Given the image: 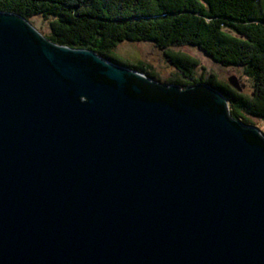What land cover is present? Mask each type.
<instances>
[{
    "label": "water",
    "instance_id": "water-1",
    "mask_svg": "<svg viewBox=\"0 0 264 264\" xmlns=\"http://www.w3.org/2000/svg\"><path fill=\"white\" fill-rule=\"evenodd\" d=\"M0 264H264V134L0 13Z\"/></svg>",
    "mask_w": 264,
    "mask_h": 264
},
{
    "label": "trees",
    "instance_id": "trees-1",
    "mask_svg": "<svg viewBox=\"0 0 264 264\" xmlns=\"http://www.w3.org/2000/svg\"><path fill=\"white\" fill-rule=\"evenodd\" d=\"M0 13L39 18L48 22L45 37L54 44L94 52L156 82L181 89L208 85L225 99L234 120L264 123V0H0ZM124 43L154 46L177 75L161 81L145 62L123 61L116 50ZM181 47L238 71L249 93L214 74L198 76L199 61L172 50Z\"/></svg>",
    "mask_w": 264,
    "mask_h": 264
},
{
    "label": "rangeland",
    "instance_id": "rangeland-1",
    "mask_svg": "<svg viewBox=\"0 0 264 264\" xmlns=\"http://www.w3.org/2000/svg\"><path fill=\"white\" fill-rule=\"evenodd\" d=\"M31 25L43 36L49 34L48 22L44 23L39 18L31 20ZM173 52H182L199 61L200 67L197 69V75H210L214 74L218 76L220 81L227 82L229 79L235 77L242 88V93L248 94L249 88L247 87L245 80L239 75V72L235 69H225L215 64L210 58L203 53L198 52L195 49L187 47L172 48ZM117 56L123 61L128 62H145L149 66L150 70L157 74L158 79L161 81H168L177 75L178 71L175 67L171 66L164 57L163 53L156 49L152 45L148 44H129L124 43L116 50ZM149 70V69H148ZM163 84V83H161ZM256 123L257 129L264 134V123H259L257 120L252 119Z\"/></svg>",
    "mask_w": 264,
    "mask_h": 264
}]
</instances>
